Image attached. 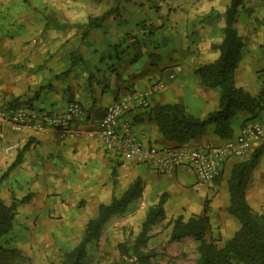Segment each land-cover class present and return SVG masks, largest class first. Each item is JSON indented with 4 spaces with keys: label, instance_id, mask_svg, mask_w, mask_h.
I'll return each instance as SVG.
<instances>
[{
    "label": "crops",
    "instance_id": "1",
    "mask_svg": "<svg viewBox=\"0 0 264 264\" xmlns=\"http://www.w3.org/2000/svg\"><path fill=\"white\" fill-rule=\"evenodd\" d=\"M230 2L0 0V104L62 113L68 103L78 102L88 124L95 125L112 103L130 93L149 92L150 106L178 104L186 114L205 119L218 108L220 89L202 85L194 70L218 59ZM233 29L241 46L229 80L257 97L264 91V0H240ZM159 84L162 89L154 91ZM146 112L137 108L132 125L144 144L196 147L226 141L210 126L177 145L164 139ZM248 118L246 112L232 117V138ZM255 120L263 121L264 115ZM88 124L76 137L48 129L14 133L0 124V200L15 204L19 234L29 237L44 229L46 235H76L73 224L65 222L108 205L138 179L142 192L128 212L141 210L144 218V210L164 196L161 225L170 233L171 220L199 215L207 200L210 234L228 240L240 228L227 212L230 171L257 148L263 153L246 185L245 200L253 213L264 215V133L244 155L226 160L216 182L201 183L184 166L156 175L148 164L122 160L104 148ZM24 198L28 200L21 203ZM160 231L153 228L151 236L159 237Z\"/></svg>",
    "mask_w": 264,
    "mask_h": 264
},
{
    "label": "trees",
    "instance_id": "2",
    "mask_svg": "<svg viewBox=\"0 0 264 264\" xmlns=\"http://www.w3.org/2000/svg\"><path fill=\"white\" fill-rule=\"evenodd\" d=\"M239 4L240 0H231L225 12L224 38L218 47V59L194 70L202 85L211 89H220L218 108L209 113L205 119L186 114L184 108L178 104L149 105L146 109V116L156 122L165 140L177 145L186 144L210 126L213 127V133L217 137L228 140L232 138L231 119L237 113L250 114V118L245 122L255 120L259 113L264 115V91L257 97H252L241 88L234 87L229 80L232 64L241 46L233 29L236 7ZM262 153L263 148H257L248 160L231 168L227 184L229 194L227 212L239 222L240 228L223 247H218L212 238L206 240L211 230L207 200L199 215L187 220L178 216L168 223L171 225L170 242H178L185 238H193L198 242L196 264H233V262L264 264V215L253 213L245 200L246 185ZM141 192L142 182L137 179L119 197L113 195L108 205H100L95 218L85 225L80 242L71 251L63 254L62 264H83L87 257V244L99 238L103 225L112 216L128 212L129 205L140 197ZM27 200L28 198H24L21 203ZM163 204L164 196L160 197L158 204L148 208L141 224V232L131 247L133 255L142 263L149 255L141 252L140 246L146 244L151 228L164 220ZM15 224V204L6 206L0 200V238L8 235ZM123 253H126L125 250Z\"/></svg>",
    "mask_w": 264,
    "mask_h": 264
},
{
    "label": "built area",
    "instance_id": "3",
    "mask_svg": "<svg viewBox=\"0 0 264 264\" xmlns=\"http://www.w3.org/2000/svg\"><path fill=\"white\" fill-rule=\"evenodd\" d=\"M179 71L180 68L175 70ZM175 72L170 75L171 78ZM160 89L162 84L153 87L154 91ZM148 95L149 92L130 93L109 105L97 124H89L109 153L127 162L148 164L156 175L171 173L177 167L184 166L194 173L199 182L213 183L220 177L229 157L244 155L249 143L257 141L264 133V120H250L242 125L236 138L228 139L222 145L205 143L196 147H157L144 144L132 132V125L136 109L148 108ZM87 116L78 102L68 103L62 113L34 112L25 106L0 104V124L14 133L48 129L61 137H76L80 127L88 124Z\"/></svg>",
    "mask_w": 264,
    "mask_h": 264
},
{
    "label": "rangeland",
    "instance_id": "4",
    "mask_svg": "<svg viewBox=\"0 0 264 264\" xmlns=\"http://www.w3.org/2000/svg\"><path fill=\"white\" fill-rule=\"evenodd\" d=\"M97 210L87 214L79 213L73 222H65L68 227L73 224L71 233L76 234L73 236L61 235L60 231L52 233V236L46 235L43 229L27 237L19 234L23 231H17L20 225L16 229L15 224L8 235L0 238V264H62L63 254L80 242L87 217L95 218ZM146 212L144 210L145 215ZM144 218L141 210L112 216L103 225L99 238L87 244V257L83 264H196L198 242L193 238L170 242V233L166 232L168 227L162 226V222L151 228L146 244L140 246L141 252L149 257L143 263L138 260L131 247L141 232ZM63 223L59 221L58 225ZM153 228H161L159 237L151 236ZM24 229L28 231L29 228ZM209 238L215 240L218 247H223L227 241L220 235L215 238L212 234L207 235L206 240ZM124 250L126 253H123Z\"/></svg>",
    "mask_w": 264,
    "mask_h": 264
}]
</instances>
